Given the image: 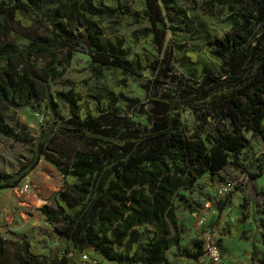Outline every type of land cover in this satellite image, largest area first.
Here are the masks:
<instances>
[{
  "label": "trees",
  "instance_id": "16d2710c",
  "mask_svg": "<svg viewBox=\"0 0 264 264\" xmlns=\"http://www.w3.org/2000/svg\"><path fill=\"white\" fill-rule=\"evenodd\" d=\"M68 1L73 0L0 1V36L6 34V25L12 22L25 28L49 26L50 34L48 39L31 41L26 49L0 54V135L29 144L31 151L16 170H0V189L19 185L41 159L53 164L63 178L62 188L54 194V205L45 203L38 209L64 238L62 251L55 257L43 254L36 241L41 231L31 227L23 232L22 239L14 241L21 251L20 264H80L84 252L93 258L101 255L110 264H170L163 255L169 244L177 247L179 264H223L203 263L204 250L198 241L182 248L176 238H156L155 233L148 235L138 256L134 255L136 244L127 257L113 256L108 252L112 241L99 235L97 227L109 225L116 232L115 221L122 224L121 231L142 222L164 226L167 220L175 219L171 198L183 190L190 212L203 209L214 198V224L219 234L243 236L237 223L219 219L241 189L236 185L219 194L216 181L227 167L250 180L264 174V151L257 153L245 134L250 131L252 137L264 143V0H235L238 9L231 10L220 22L207 18L211 28L222 32L203 48L206 58L218 66V73L207 71L200 80L186 76L174 70L169 49L148 64L156 75L149 82L147 101L127 95L124 78L105 97L97 96L101 111L122 101L129 111L137 109L150 123L134 126L127 118L119 117L114 121L115 128L103 123L96 112L78 109L80 101L74 96L83 87L82 81H67L69 88L55 93L57 100L69 104L72 111L67 118L58 117L48 80L60 76L57 63H69L75 51L86 54L96 72L112 67L140 76L138 58H134V65L126 58L122 45H151L161 52L169 28L163 9L157 0H140L143 5L134 6V12L123 8L120 0H80L84 13L93 20L112 18V23H117L123 19L140 25L122 41L104 44L99 29L66 27L65 14L51 4ZM55 47L65 49L60 60L51 51ZM24 54L27 58L34 54L37 59L46 55L49 60L46 65L35 60L18 68L14 56ZM188 54L197 56L195 52ZM32 98L43 100L56 116L45 135L35 136L27 124L11 125L7 121ZM185 105H192L194 112L187 119L188 130L178 114ZM55 133L69 136L89 149H75L64 161L53 158L49 144ZM205 191H213V198ZM122 239L119 231L116 242L121 244ZM2 253L0 245V264H5ZM250 260L264 264V256L258 257L255 249Z\"/></svg>",
  "mask_w": 264,
  "mask_h": 264
},
{
  "label": "rangeland",
  "instance_id": "374dc122",
  "mask_svg": "<svg viewBox=\"0 0 264 264\" xmlns=\"http://www.w3.org/2000/svg\"><path fill=\"white\" fill-rule=\"evenodd\" d=\"M157 1L163 9V15L169 27L166 30L163 50L159 52L151 45L129 47L123 43L122 47L127 52L126 58L134 65V58H138L140 76L112 67H104L100 72H96L91 67L90 58L86 54L73 52L69 63H57L60 76L48 80L49 91L53 100L57 101L55 110L58 117L67 118L71 116L72 111L69 104L57 100L55 93L61 90L66 91L69 88L67 81L72 83L82 81L84 82L83 87L74 96L76 101H80L78 109H84L89 114L96 112L103 123L113 128L117 126L114 121L119 117L127 118L134 126H149L150 123L143 113L138 112L137 109L129 111L122 101L101 111L95 99L97 96L105 97L107 91L124 78L127 85L125 93L138 97L144 102L147 101L151 92L149 82L156 75V70L148 67V64L156 58L163 57L164 51L169 49L172 51L171 64L174 70L186 76L200 80L207 71L219 72L218 66L203 54L207 41L214 36L222 35L220 30L210 27L207 18H213L217 23L220 22L231 10L238 9L237 2L235 0ZM120 3L130 12H134V6L143 5L140 0H120ZM51 7L65 14L64 21L69 30L99 29L101 42L104 44H115L122 41L133 29L140 27V25L131 24L123 19L117 23H112V18L93 20L84 13L83 1L80 0L52 3ZM5 30L6 34L0 36V54L4 50L26 49L31 41L48 39L50 36L49 26L44 25L25 28L12 22L6 25ZM51 51L59 60L65 54L64 48L55 47ZM190 52H195L197 56L193 58L188 54ZM14 59L19 62L18 68L26 62L30 65L35 60L36 63L46 65L49 60L46 55L37 59L34 54L30 58H27L25 54L16 55ZM178 114L182 124L188 130L187 119L194 116L192 105H185L178 111ZM55 118L56 116L43 100L32 98L27 106L18 110L14 118L7 119V121L11 125L25 123L31 134L38 136L45 135L51 130ZM245 134L253 143L257 153L264 151V143L259 137H252L250 131H246ZM75 149L87 150L89 147L69 136L53 134L49 144L51 157L64 161ZM30 154L29 144L0 135V170H16L29 158ZM39 174L42 175L32 178L26 176L19 185L0 190V245L3 248L2 261L5 264H20L21 251L14 245V241L22 239L23 232L31 227H37L41 231L36 241L43 254L55 257L61 253L64 246V238L38 210L45 203L54 205V194L63 186L62 175L54 165L51 166V170H44ZM219 175L220 179L216 181L218 188L231 181L234 183V189L236 185H239L241 189L231 203L224 208L219 218L221 222L226 223L232 217L243 231L241 238L220 236L214 224L217 210L214 205L213 191H205V194L213 199L210 198L211 200L203 209L190 212L183 198L186 192L180 190L171 198L175 219L174 221L167 220L164 226L142 222L134 224L128 230L121 231L122 224L115 221L113 225L118 228L116 232H113L109 225L98 226L99 235H106L112 241V246L108 248L109 254L127 257L133 244H136L138 248L134 255L138 256L140 247L147 243L150 233H155L156 238H176L182 248L196 241L204 246L205 239L210 236L218 241L221 239V242L219 241L221 245L222 241L224 242L221 248L223 264H258L251 262L250 255L252 249H255L258 257L264 256V174L255 180H250L244 174L237 175L231 167H227ZM24 182L28 183L29 188L20 193V186ZM119 231L123 233L121 244L116 242ZM176 253H178L177 247L170 244L163 250V255L170 264H179ZM98 259L99 264H110V261L101 255Z\"/></svg>",
  "mask_w": 264,
  "mask_h": 264
},
{
  "label": "built area",
  "instance_id": "2783aa9c",
  "mask_svg": "<svg viewBox=\"0 0 264 264\" xmlns=\"http://www.w3.org/2000/svg\"><path fill=\"white\" fill-rule=\"evenodd\" d=\"M233 184H234L233 182L228 181L221 188H218V193L219 194L227 193L229 190L233 189ZM28 188H29L28 183L24 182L20 186V193L27 191ZM221 248H222L221 244L217 239H214L213 237L208 236L205 239V243L203 246L204 253H203V257L201 261L203 263H220L222 259ZM81 257H82V261L80 262V264H99L98 258L90 257L85 252L82 253ZM180 264H188V263L186 261H181Z\"/></svg>",
  "mask_w": 264,
  "mask_h": 264
},
{
  "label": "crops",
  "instance_id": "0c3cea01",
  "mask_svg": "<svg viewBox=\"0 0 264 264\" xmlns=\"http://www.w3.org/2000/svg\"><path fill=\"white\" fill-rule=\"evenodd\" d=\"M53 164H51L49 161H47V160H45V159H41V161L39 162V164L34 168V170H32V172L31 173H29L27 176V178H32V177H40V175H42V174H39L40 172L42 173L44 170L45 171H49V170H51V166H52ZM0 190H2V189H0ZM237 193H239L238 191L237 192H235V194H234V197H235V195L237 194ZM234 197L232 198V199H234ZM10 203V202H9ZM43 217H44V215H43ZM45 218V217H44ZM230 221H232L233 223H235V221H234V219L231 217V219H230ZM220 236H223V235H220ZM224 244V242L222 241V245ZM222 245H221V247H222Z\"/></svg>",
  "mask_w": 264,
  "mask_h": 264
}]
</instances>
